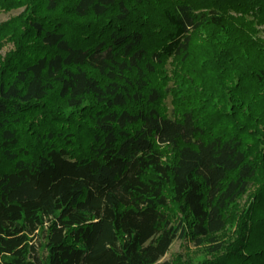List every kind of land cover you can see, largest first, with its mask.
<instances>
[{
	"label": "trees",
	"instance_id": "16d2710c",
	"mask_svg": "<svg viewBox=\"0 0 264 264\" xmlns=\"http://www.w3.org/2000/svg\"><path fill=\"white\" fill-rule=\"evenodd\" d=\"M17 8L0 264H156L183 236L206 264H264L260 197L215 238L264 164V0H0Z\"/></svg>",
	"mask_w": 264,
	"mask_h": 264
},
{
	"label": "rangeland",
	"instance_id": "374dc122",
	"mask_svg": "<svg viewBox=\"0 0 264 264\" xmlns=\"http://www.w3.org/2000/svg\"><path fill=\"white\" fill-rule=\"evenodd\" d=\"M23 8L12 9L10 11L0 12V24L7 22L22 12ZM259 35L264 37V25L259 27ZM14 49L12 40H4L0 46V60H4L8 54ZM170 75V66H166ZM170 85V84H169ZM164 104L168 113L171 112L172 103L171 96L168 94L164 99ZM167 158V157H165ZM259 191V192H258ZM258 192V193H257ZM257 196V197H256ZM260 197V202H264V164L258 167L254 181L248 191L236 201L235 205L230 209L229 216L226 218L225 227L216 234V240L223 242L226 248L234 246L240 239V218L248 211L250 204L256 202L255 198ZM259 200V199H258ZM261 204L259 208H263ZM176 218H181L183 214L176 213ZM205 245L195 246L188 236L176 238L169 247L167 253L156 263L162 264L170 261L180 264H206L214 258L215 255L207 254L204 250Z\"/></svg>",
	"mask_w": 264,
	"mask_h": 264
}]
</instances>
